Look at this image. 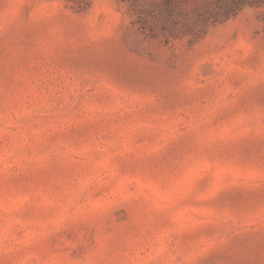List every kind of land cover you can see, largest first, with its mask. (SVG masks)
<instances>
[{"label": "rangeland", "instance_id": "obj_1", "mask_svg": "<svg viewBox=\"0 0 264 264\" xmlns=\"http://www.w3.org/2000/svg\"><path fill=\"white\" fill-rule=\"evenodd\" d=\"M0 264H264V0H0Z\"/></svg>", "mask_w": 264, "mask_h": 264}]
</instances>
